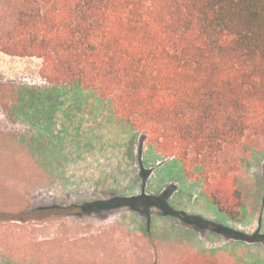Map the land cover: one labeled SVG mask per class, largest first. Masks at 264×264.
<instances>
[{
  "label": "rangeland",
  "instance_id": "374dc122",
  "mask_svg": "<svg viewBox=\"0 0 264 264\" xmlns=\"http://www.w3.org/2000/svg\"><path fill=\"white\" fill-rule=\"evenodd\" d=\"M40 66L0 51V210L117 197L134 206L0 220V264H184L199 253L264 264V136L190 168L157 153L110 99L52 84ZM220 172L240 188L231 215L229 181H204Z\"/></svg>",
  "mask_w": 264,
  "mask_h": 264
},
{
  "label": "trees",
  "instance_id": "16d2710c",
  "mask_svg": "<svg viewBox=\"0 0 264 264\" xmlns=\"http://www.w3.org/2000/svg\"><path fill=\"white\" fill-rule=\"evenodd\" d=\"M0 51L39 58L40 75L52 84L99 92L157 153L190 168L264 136V0H2ZM226 185L231 215L241 194ZM210 200L223 206L219 195ZM122 205L134 199L0 210V220ZM184 264L218 263L199 253Z\"/></svg>",
  "mask_w": 264,
  "mask_h": 264
}]
</instances>
